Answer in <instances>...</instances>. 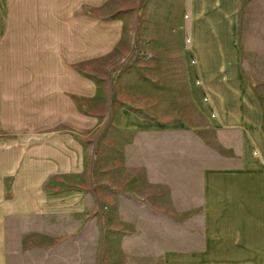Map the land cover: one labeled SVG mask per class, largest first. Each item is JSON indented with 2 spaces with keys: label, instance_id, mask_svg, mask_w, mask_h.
I'll use <instances>...</instances> for the list:
<instances>
[{
  "label": "crops",
  "instance_id": "1",
  "mask_svg": "<svg viewBox=\"0 0 264 264\" xmlns=\"http://www.w3.org/2000/svg\"><path fill=\"white\" fill-rule=\"evenodd\" d=\"M144 53L94 136L89 76L47 72L39 132L6 94L5 62ZM256 70L264 0H0V264H264Z\"/></svg>",
  "mask_w": 264,
  "mask_h": 264
},
{
  "label": "rangeland",
  "instance_id": "2",
  "mask_svg": "<svg viewBox=\"0 0 264 264\" xmlns=\"http://www.w3.org/2000/svg\"><path fill=\"white\" fill-rule=\"evenodd\" d=\"M35 0H32L34 2ZM38 39V38H35ZM34 39V40H35ZM131 56L126 57L123 62L118 61H93V62H39V61H12L5 62L3 68L7 80V96H11L12 101L21 106V117L28 119V128L32 131L39 132V91L42 84L48 85L53 81L51 78L44 77L49 75L51 71L58 73L54 82L57 84H74L76 87L83 86L84 76L92 78L93 84L96 87V92L92 95V111L93 123L91 128L92 136L97 134L101 125L107 117V107L111 99L115 97V87L117 79L123 75L124 85H131V70L144 69L147 70V54L141 56L143 59L139 62H133ZM49 72V73H47ZM66 73V76L63 75ZM256 74H262L264 71H253ZM70 74V76H69ZM256 82V88L259 91L264 90V78L257 77L253 79ZM66 81V82H64ZM68 81V82H67ZM63 82V83H62ZM94 88V86H93ZM82 96V95H81ZM131 93L125 94L128 100H131ZM259 96L264 102V92L259 93ZM77 95V101L80 103L82 99ZM19 112V111H18ZM19 116V113H18ZM96 118V119H95ZM79 131L77 130V133ZM82 133V132H81ZM17 230L22 228L25 223H13ZM30 224L24 225L23 228L30 229Z\"/></svg>",
  "mask_w": 264,
  "mask_h": 264
}]
</instances>
